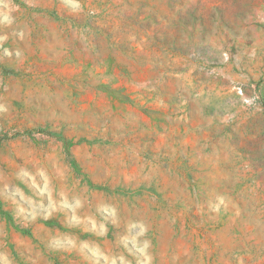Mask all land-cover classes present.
Segmentation results:
<instances>
[{
	"label": "rangeland",
	"instance_id": "obj_1",
	"mask_svg": "<svg viewBox=\"0 0 264 264\" xmlns=\"http://www.w3.org/2000/svg\"><path fill=\"white\" fill-rule=\"evenodd\" d=\"M5 260L264 264V0L0 3Z\"/></svg>",
	"mask_w": 264,
	"mask_h": 264
},
{
	"label": "clouds",
	"instance_id": "obj_2",
	"mask_svg": "<svg viewBox=\"0 0 264 264\" xmlns=\"http://www.w3.org/2000/svg\"><path fill=\"white\" fill-rule=\"evenodd\" d=\"M0 3H3V0H0ZM6 6H7V5H5V7H6ZM4 19H5V21H7L9 18H8L7 16H5ZM4 264H7V261H6V260L4 261Z\"/></svg>",
	"mask_w": 264,
	"mask_h": 264
}]
</instances>
